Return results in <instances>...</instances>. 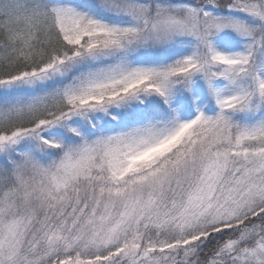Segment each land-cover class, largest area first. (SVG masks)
Instances as JSON below:
<instances>
[{
  "label": "snow or ice",
  "instance_id": "snow-or-ice-1",
  "mask_svg": "<svg viewBox=\"0 0 264 264\" xmlns=\"http://www.w3.org/2000/svg\"><path fill=\"white\" fill-rule=\"evenodd\" d=\"M0 264H264V0H0Z\"/></svg>",
  "mask_w": 264,
  "mask_h": 264
}]
</instances>
